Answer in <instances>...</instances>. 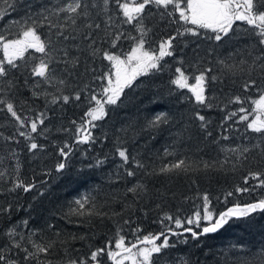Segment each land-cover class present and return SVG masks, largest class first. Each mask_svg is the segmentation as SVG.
<instances>
[{"label":"snow or ice","instance_id":"1","mask_svg":"<svg viewBox=\"0 0 264 264\" xmlns=\"http://www.w3.org/2000/svg\"><path fill=\"white\" fill-rule=\"evenodd\" d=\"M49 3L51 7L46 6L42 11L29 14L22 22H17L21 28L11 38V34L5 35L0 31V112L6 113L16 128L13 135L4 137L7 143L18 144L20 141L17 136L22 137L26 151L36 157L46 147L38 143L37 139L41 136L47 139V133L51 131L46 122L51 119L49 113L53 116L55 114L56 109L52 106H59L61 111L70 103L80 107L83 98L87 110L79 122L72 120V128L57 129L73 136L72 144L65 141L63 146L57 147L61 160L55 165V171L61 173L67 167L73 145H91L97 140L93 130L99 126L96 122L107 116V106H118L125 90L133 88L138 77L165 70L162 61L165 57H174L177 40L186 36L203 37L204 41L219 46L234 32V25L243 22L248 26L245 32L252 43L242 50L216 56L214 66L200 68L198 73L186 74L183 59L177 60L180 66L175 67L170 84L177 91L186 89L191 95L185 99L195 105L187 117V123H184L185 116L181 114L179 123H184V126L172 132L175 118L160 111L145 119L141 131H147L150 135L168 131L180 140L190 131V123L205 138H211L213 133L208 129L212 121L203 113V109L219 108L226 114L220 121L221 133L218 139L228 140L229 136L224 133L229 132L235 124H244L245 133L250 132L257 137L255 143L222 148L221 151L244 160L253 151L264 154V0H59L55 4L49 0ZM155 15L180 26L171 35L161 39L156 49H150L146 44L152 30L145 24V18ZM3 16L4 12L0 11V18ZM125 25L137 35L122 31ZM122 40L132 41L129 51H115ZM214 52L213 47L206 50V54ZM89 59L107 61L108 70L95 75V68L85 66L83 72H80L82 64L87 65ZM201 62L198 60L195 67L199 68ZM82 75H91L93 81H99L98 91L91 89L89 84L81 88L79 84L73 86L70 83L69 78L75 81ZM241 75L245 79L240 88L245 93L255 90L256 98L232 95L227 97L222 107L219 103H213L216 97L208 94L211 86L226 81L235 84L236 77ZM190 80L194 82L190 83ZM21 87L28 89L33 103L36 99L44 101L43 110L35 111L27 99L18 106L17 101L10 98L19 94ZM245 102L251 106L250 109L244 106ZM230 105L239 107L227 111ZM26 109L32 113L31 116L25 114ZM119 131L125 135L132 131L135 135L134 125L131 124ZM107 139L105 135L104 140ZM113 156L120 160L117 177L119 170L123 169V175L132 178L131 186L125 189V201L128 194L132 195L133 201L150 196L152 190L148 184L153 177L187 174L197 170L188 157H179L168 147L163 149V157L176 159L149 170L145 163L130 154V149L124 146L120 137H117L114 145ZM9 157L14 161L12 172L15 173L11 177L12 187L9 191L21 189L27 193L36 188L35 183H25L20 178L22 164L17 150L10 148ZM106 160L107 157L97 158L96 166L104 165ZM203 167L208 169L212 165L204 161ZM137 169L140 170L139 174ZM7 171H0V179L6 177ZM243 179L245 185L255 180L256 187L264 188V172H248ZM254 190L252 187L237 186L234 191L225 194L224 202L227 203L228 198L237 193ZM200 198L202 204L192 216L181 219L165 213L159 220L162 231L148 233L142 238L137 236L134 243L126 244V237L120 234L121 229L118 228L114 242L109 240L105 247L91 251L87 258L74 257L75 249L70 247L73 241L84 237L69 234L60 239L61 233L54 231V226L49 224L47 227L53 230V238L45 239L43 230L30 227L28 219L12 221L11 203L0 205V218H3L6 225L0 228V264H52L47 257L57 249V245L63 250L61 264H88L89 260L91 264H101L100 257L105 255L111 264H190L186 257L170 256L168 250L176 247L170 241L171 237H183L178 242L187 243L186 233L198 239L217 233L232 219L249 217L257 212L264 213V197L246 204L235 203L220 212L211 206L212 201L207 193ZM95 201L96 197L91 193L74 198L66 215L107 216V213L95 211ZM86 205L89 207L86 208ZM131 206L125 204L127 208ZM156 206L160 207L159 204ZM128 223V220L124 221V224ZM133 231L139 233L141 229L137 227ZM216 264H264V241L252 249H246L243 243L233 244L220 254Z\"/></svg>","mask_w":264,"mask_h":264},{"label":"trees","instance_id":"2","mask_svg":"<svg viewBox=\"0 0 264 264\" xmlns=\"http://www.w3.org/2000/svg\"><path fill=\"white\" fill-rule=\"evenodd\" d=\"M58 2L59 0H52V4ZM46 6L51 7L49 0H0V11L4 12L3 18H0V31L5 35L11 34V38L21 28V24L17 22H22L29 14L34 15L42 11ZM113 16L115 19V13ZM145 24L152 30L147 37L148 43L146 44V47L150 49H156L161 39L171 35L180 26L168 23L167 19L160 15L147 16ZM247 27L243 22H237L234 25V32L219 46L204 41L203 37L186 36L177 40L174 57H165L162 61L165 70L138 77L135 86L125 90V95L122 96L121 102H118V106H107V116L96 122L99 126L93 130V135L97 137V140L91 145H73V153L67 160L66 169L61 173L55 171V165L61 160L57 147L63 146L65 141L72 144L73 136L71 133L57 129L72 128L70 124L72 120L79 122L87 110V104L83 102V98L80 107H77L75 103H70L65 105L61 111L59 106H52L56 109L55 114L53 116L49 113L51 119L46 122L51 131L47 133V139L44 136L37 139L38 143L45 144L46 147L36 157L26 151L22 137L17 136L20 141L18 144L5 141L4 137L13 135L16 128L7 114L0 112V134H2L0 135V171L8 170L6 177L0 179V205L6 206L8 203L13 205L12 221L28 219L30 227L43 230L45 239L53 238V230L47 227L49 224L54 226V231L61 233L60 239L66 238L69 234L84 237V239L73 241L70 247L75 249L74 257L87 258L91 251L105 247L109 240L114 242L118 228L121 229L120 234L126 237V244L134 243L137 236L142 238L148 233L155 234L162 231L159 220L165 213L179 216L181 219L190 217L202 204L200 197L204 193L209 195L212 201L211 206L217 212L224 211L235 203L246 204L264 197V188L256 187L257 181L250 180L249 184L245 185L243 179L248 172H264V154L253 151L247 154L248 158L244 160L237 159L234 154L227 151H221L222 148L255 143L257 142L256 135L250 132L245 133L244 124H235L229 132L224 133L229 136L228 140L218 139L221 133L220 121L226 114L219 108L203 109V113L212 121L208 129L213 133L211 138H205L190 123L188 124L190 131L180 140L175 139L168 131L152 135L147 131H141L145 119L160 111L167 112L175 118L172 132L183 127L195 105L185 99L186 96L191 95L186 89L177 91L175 86L170 84L175 74V67L180 66L177 60L183 59L186 74L198 73L200 68L214 66L216 56H226L229 52L242 50L252 43L251 38L245 32ZM121 30L137 35L126 25ZM131 46L132 41L122 40L115 51L127 52ZM209 47L215 48V52L206 54ZM198 60L202 61L199 68L195 67ZM107 64V61L89 59L87 65L82 64L79 71L83 72L84 67L87 66L95 68L94 74L100 75L108 70ZM244 79L245 77L241 75L236 77L235 84L230 81L222 84L214 83L208 93L216 97L213 103H219L222 107L227 97L232 95L256 98L255 90L245 93L240 88ZM69 80L73 86L79 84L81 88L84 84H89L91 89L98 91L100 86V82L93 81L91 75H82L75 81L72 78ZM10 98L16 100L18 106L21 101L27 99L29 106L35 111L43 110L44 101L36 99L33 103L30 99V92L26 88L21 87L19 94ZM244 106L249 109L251 107L247 102ZM237 107L239 105H230L227 111L235 110ZM25 114L32 115L27 109ZM181 114L185 116L184 123H179ZM130 124L134 125L135 135L132 131H129L127 135L119 131ZM105 135L108 136L107 140H104ZM245 136L248 138L245 139ZM117 137L124 141V146L130 149V154L145 163L149 170L176 159V157H163V149L166 147L175 151L179 157H188L194 162L197 170L189 171L187 174L153 177L148 184L152 190L150 196L133 201L132 195L128 194L125 201V189L131 186L132 178L125 177L123 169L119 170V178L117 177V165L120 164V160L113 156ZM10 148L16 149L19 154L22 164L20 178L25 183L37 185L27 193L21 189L9 191L12 187L11 177L15 175L12 172L14 161L9 157ZM105 157H107L105 164L96 166L97 158L104 159ZM204 161L212 167L204 169ZM137 172L139 174L140 170L137 169ZM237 186L252 187L255 190L248 193H237L229 197L225 203V194L234 191ZM88 193L96 197L95 211L108 215L104 217L66 215L70 202ZM126 203L131 204V208L125 207ZM157 204L160 205L159 208ZM87 207L89 206L86 205ZM114 213L119 215H113ZM125 220L129 223L124 224ZM5 226L3 218H0V228ZM137 227L141 231L134 233L133 230ZM185 236L188 238L187 243L178 242L183 237L170 238V241L176 245L175 248L168 250L171 257H186L190 264H216L220 254L233 244L243 243L246 249H252L264 241V213L257 212L249 217L232 219L217 233L207 234L198 239H193L187 233ZM62 257L63 250L57 245V249L47 259L51 260L52 264H61ZM100 261L101 264H111L106 255L100 257ZM88 264H91L90 260Z\"/></svg>","mask_w":264,"mask_h":264},{"label":"flooded vegetation","instance_id":"3","mask_svg":"<svg viewBox=\"0 0 264 264\" xmlns=\"http://www.w3.org/2000/svg\"><path fill=\"white\" fill-rule=\"evenodd\" d=\"M110 263H111V261H109ZM126 264H127V262H126Z\"/></svg>","mask_w":264,"mask_h":264},{"label":"rangeland","instance_id":"4","mask_svg":"<svg viewBox=\"0 0 264 264\" xmlns=\"http://www.w3.org/2000/svg\"><path fill=\"white\" fill-rule=\"evenodd\" d=\"M192 215H193V214H192ZM192 215H191V216H192ZM203 223H204V222H203ZM203 223H202V224H203Z\"/></svg>","mask_w":264,"mask_h":264}]
</instances>
